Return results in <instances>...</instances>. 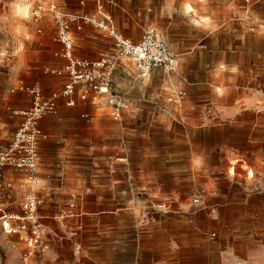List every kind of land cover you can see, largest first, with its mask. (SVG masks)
Listing matches in <instances>:
<instances>
[{"label":"rangeland","instance_id":"1","mask_svg":"<svg viewBox=\"0 0 264 264\" xmlns=\"http://www.w3.org/2000/svg\"><path fill=\"white\" fill-rule=\"evenodd\" d=\"M179 1H172L179 14L170 19L171 28L166 21L162 28L181 63L174 80L186 87L207 79L203 67L219 55L200 50L193 62L184 54L230 46L225 34L212 35L198 26V20L209 23L202 13H211L222 31L238 22L264 37V0L248 11L244 0H187L183 14ZM49 3L64 13L100 17L95 0H0V145L16 131L14 112L32 106L30 95L18 90L29 85L15 81L49 76L47 52L60 45L51 16L47 13L38 25L32 17L35 8ZM107 10L112 15V7ZM102 37L87 59L112 53L111 39ZM231 39L235 48L239 40ZM256 74L264 81L263 41ZM165 75L141 79L123 60L114 76V88L127 105L122 120H113L107 109L92 106L88 112L80 105L43 121L41 153L51 186L46 194L40 191L39 216L49 251L24 262L17 237L0 235V264H157L168 259L171 264H264V193L253 185L255 172L247 164L239 168L238 157L226 158L227 135L221 136L216 121L193 117L188 98L180 108L167 101ZM17 94L27 96L22 109L10 107ZM233 141L238 142L236 136ZM17 192L6 213H21L23 197Z\"/></svg>","mask_w":264,"mask_h":264},{"label":"built area","instance_id":"2","mask_svg":"<svg viewBox=\"0 0 264 264\" xmlns=\"http://www.w3.org/2000/svg\"><path fill=\"white\" fill-rule=\"evenodd\" d=\"M244 1L250 6L260 0ZM95 2L100 17L64 13L55 3H49L46 7L38 6L32 11L35 24H40L47 13L54 22L56 42L62 46L61 52L56 56L63 59L65 64L60 69L48 68L46 73L65 79L61 90L49 95L44 93L40 84L19 87L18 90L31 96L32 106L28 110L14 112V116L20 117L21 121L11 140L0 145L1 234L5 237H17L24 247V262L49 251L39 216L44 196L40 192L36 176L41 159V143L46 139L41 122L48 116L58 115L60 101L69 109L80 105L94 106L97 110L107 109L113 120H122L127 105L114 88V76L123 60L134 67L141 79L150 80L157 72L169 76L178 73V56L153 24L145 27L141 40L136 42L122 35L115 27L112 15L107 10V7L114 4V0ZM86 24L106 34L113 41L112 53L101 54L97 60L83 59L74 54V32L81 31ZM38 32L41 34L42 29H38ZM167 84V101L180 107L187 92L179 83L169 80ZM6 171L12 175L18 173L24 176L21 187L25 189V196L20 214H9L4 210V201L10 199L14 189V181Z\"/></svg>","mask_w":264,"mask_h":264},{"label":"crops","instance_id":"3","mask_svg":"<svg viewBox=\"0 0 264 264\" xmlns=\"http://www.w3.org/2000/svg\"><path fill=\"white\" fill-rule=\"evenodd\" d=\"M172 1L174 0H114V4L111 6L113 23L122 35L136 42L141 40L144 29L149 24L156 25V28L158 26V33L160 34V29L163 36L160 35L168 38L169 36H167L162 25L167 22V25L171 28L170 19L174 20V17L179 14L178 8ZM186 2L187 0L178 2L180 13L183 12V6ZM247 7L248 11L250 6L248 5ZM200 18H207L209 23H203L198 20L199 27L209 29L212 35L215 32L225 34V38H229L230 46L226 43L209 51H207L206 47H200L203 49L194 48L184 54V56L188 57V60L193 62L197 60L195 53L200 50H204L207 54L210 52L213 55H219L217 61L211 65H204L203 68L207 73V79L204 81H193L186 87L182 82L174 80L178 76L176 74L165 75L166 82L174 80L173 82L179 83L185 89L187 92L186 98H188L191 106L195 108L194 114L196 115L193 117L197 119L203 118L206 122L216 121V128H218L221 136L227 135L223 143L226 158L228 160H232L235 157L240 158L241 160L237 164L239 168H242L245 164L249 165L255 172L253 185L258 188V191L264 193V81H259V75L256 74L260 66V43L261 41L264 43V37L260 36L259 31L254 27L247 29L243 23L238 22L236 24L229 23L227 27L229 31L227 29V31H222L223 28L211 13H202ZM215 28L216 30H214ZM101 35L103 36L102 38H109L106 34L89 24L84 25L81 31H75L76 54L86 59L90 57L89 49L98 46L96 39L100 38ZM231 38L239 40V44L235 48L232 47L233 39ZM110 41L114 51L113 41ZM61 48L60 45H56L54 48L49 47L47 54H49L50 62L48 67H46L47 69H60L64 66L65 61L56 56L61 52ZM228 54L237 55L241 59L236 62L228 60ZM91 58H94V55H91ZM180 65L179 60V68ZM235 70L239 71V75L235 73ZM46 75L49 76L37 81H15V83L25 82L29 86L40 84L47 95L61 90L65 77ZM219 90H222V92L217 93ZM26 101L27 96L25 94H17L11 99L10 107L22 109ZM59 107V112L65 108L62 101L59 102ZM85 107H89L88 112L92 110V106ZM24 108L27 107L25 106ZM86 115L88 116V114ZM13 119H15L14 125L18 126L21 118L17 116ZM43 121L41 122V129L45 133L46 129L42 126ZM234 136H236L238 142L233 141ZM40 157L36 176L42 193L46 194L51 186V178L48 175L50 173L49 166H45L46 157L43 151L41 153V147ZM6 173L14 181V189L10 199L4 201V208L19 193L17 190H20L23 197L22 201L25 196V189L21 187L24 176L20 174L17 177L9 171H6ZM230 174L234 175V172L231 171ZM249 175L251 176L252 174L249 173ZM0 235H2L1 227ZM171 263H173L172 260L168 259L167 261L162 260L161 263L157 264Z\"/></svg>","mask_w":264,"mask_h":264}]
</instances>
